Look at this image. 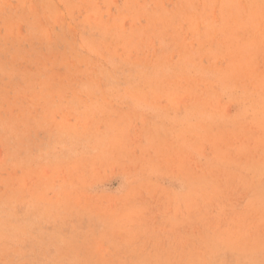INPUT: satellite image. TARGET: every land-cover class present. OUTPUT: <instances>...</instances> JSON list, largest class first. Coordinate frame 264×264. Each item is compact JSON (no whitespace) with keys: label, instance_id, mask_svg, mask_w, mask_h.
Masks as SVG:
<instances>
[{"label":"rangeland","instance_id":"374dc122","mask_svg":"<svg viewBox=\"0 0 264 264\" xmlns=\"http://www.w3.org/2000/svg\"><path fill=\"white\" fill-rule=\"evenodd\" d=\"M0 264H264V0H0Z\"/></svg>","mask_w":264,"mask_h":264}]
</instances>
